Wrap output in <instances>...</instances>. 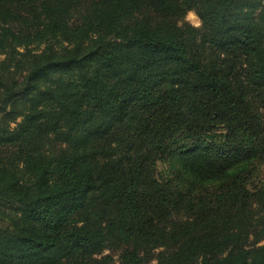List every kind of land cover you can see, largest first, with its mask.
<instances>
[{
    "label": "trees",
    "instance_id": "trees-1",
    "mask_svg": "<svg viewBox=\"0 0 264 264\" xmlns=\"http://www.w3.org/2000/svg\"><path fill=\"white\" fill-rule=\"evenodd\" d=\"M0 264H264V0H0Z\"/></svg>",
    "mask_w": 264,
    "mask_h": 264
},
{
    "label": "rangeland",
    "instance_id": "rangeland-1",
    "mask_svg": "<svg viewBox=\"0 0 264 264\" xmlns=\"http://www.w3.org/2000/svg\"><path fill=\"white\" fill-rule=\"evenodd\" d=\"M184 21L193 25V26H196V27H199L200 26V21L196 15V13L191 10V11H188L185 16H184Z\"/></svg>",
    "mask_w": 264,
    "mask_h": 264
}]
</instances>
